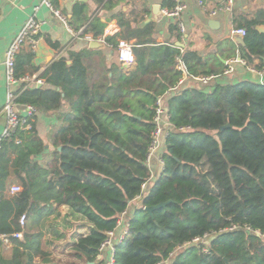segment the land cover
Returning <instances> with one entry per match:
<instances>
[{"label":"trees","instance_id":"16d2710c","mask_svg":"<svg viewBox=\"0 0 264 264\" xmlns=\"http://www.w3.org/2000/svg\"><path fill=\"white\" fill-rule=\"evenodd\" d=\"M93 1L111 6L110 0ZM72 15L86 16L85 4ZM97 23L95 17L84 31L96 38ZM263 23L251 18L237 26L245 29L239 58L246 66L253 58L264 66V33L256 28ZM170 30L179 32L176 25ZM137 36L135 70L110 64L93 73L75 52L70 63L53 60L38 76L42 84L21 83L15 102L36 113L30 130L0 139V236L21 230L23 214L39 219L52 205L66 206L89 224L71 248L74 256L96 264L99 244L126 211L128 233L115 248L114 264H156L184 242L190 245L164 264H264V239L253 232L264 233V83L232 80L220 60L211 67L196 51L146 44ZM106 40L116 49L118 40ZM33 58L20 49L17 79L38 71ZM178 59L188 78L165 97L174 128L164 140L163 169L143 188L151 173L145 159L154 101L181 78ZM192 76L213 77L202 83ZM50 114L59 124L45 142L35 119ZM12 185L20 190L10 193ZM168 200L152 215L143 209ZM10 243L12 254L5 257L0 238V264H34L35 256H45L41 234L24 231L23 240L11 237Z\"/></svg>","mask_w":264,"mask_h":264},{"label":"crops","instance_id":"0c3cea01","mask_svg":"<svg viewBox=\"0 0 264 264\" xmlns=\"http://www.w3.org/2000/svg\"><path fill=\"white\" fill-rule=\"evenodd\" d=\"M110 1L111 6L106 8L103 3L96 4L93 0H53L62 13L69 18L68 24L72 31L41 5L35 13L40 27L35 36L34 48L27 45L22 47L23 52L31 51L34 55L33 61L38 67V71L34 74L39 76L53 60L60 57L67 58V63H70L69 56L75 52L82 53L84 64L93 73L96 69L110 64L119 65L124 72H130L137 66L133 50V60L129 68H126L118 62L116 49L111 47L106 39L111 37L114 40L131 41L134 47L135 44H139L136 43L138 34L146 44L172 45L180 52L196 51L202 56L206 65L211 67H219L217 64L220 60L224 66H232V72L226 73L232 80L264 81V66H261L258 58H253L252 64L248 66L237 60L240 57L241 43L230 34L232 28L244 24L247 19L257 18L259 21H264V0H234V6L230 12L221 11L213 16L208 15L207 8L219 6L222 0H187L188 7L179 19L184 27L183 32L170 30V26H177V21L161 15V9L174 0ZM40 2L41 0H17L13 3L11 0H0V111L6 101L8 90L3 64L5 51L24 21L32 13L33 7ZM81 3L85 4L86 16L75 18L72 15L73 9ZM95 17L99 18V23L95 26V29L99 30L96 38L93 30L84 31L88 22ZM100 23L103 24L102 27ZM146 24L151 27L147 31H142ZM258 25L264 28V23ZM88 35L91 39H99L98 41L102 44L90 47V39L86 38ZM149 39L153 43L147 42ZM257 65L261 66L258 69L262 71L261 73L253 70V68L257 69ZM179 66L183 67V64L177 60L175 68L179 69ZM180 70L182 75L178 81L183 84L187 81L188 75L184 67ZM192 81L195 82L194 79ZM192 81L191 84H193ZM21 83L16 82L10 85L9 90L18 95ZM14 109L18 113H24L26 107L15 103ZM58 124L59 119L56 114L42 115L35 119L37 131L45 142L48 141L49 133ZM49 126L51 128L48 130ZM4 127L5 118L2 115L0 116V134ZM151 166L154 175H157L160 171L159 166L155 162H152ZM37 217L36 213L26 214L21 239L24 238V231L30 234H41L45 256H35L34 264H83V261L74 256L71 248L78 236L88 233L89 224L81 217L71 214L66 206L52 205L51 213L47 217L39 219ZM1 252L5 257H10L11 243L9 246H3ZM60 254L63 255L61 259Z\"/></svg>","mask_w":264,"mask_h":264},{"label":"built area","instance_id":"2783aa9c","mask_svg":"<svg viewBox=\"0 0 264 264\" xmlns=\"http://www.w3.org/2000/svg\"><path fill=\"white\" fill-rule=\"evenodd\" d=\"M11 1L14 3L17 0H11ZM41 5L44 6L54 18L60 20L61 23L67 29L72 31L70 25L68 24L69 18L66 16V14L62 13L60 8H58L54 4L53 0H41V2L38 5H35L33 7L32 13L29 14L27 19L24 21L23 25L21 26L20 30L12 38L9 46L5 51L4 60H3V64L5 68V79L8 90L6 93V101L0 111V116L3 115V117L5 118V127L0 134V139L3 137H8L15 129L30 130L32 122L34 121L33 116L36 113L35 107L31 105H26L25 106L26 109L24 113H18L14 109V104L16 103L15 99L17 95L13 91L9 90V86L16 82H25L26 86H32L35 84L39 85L43 83V80L35 74L31 76H25L19 79H17L14 76V60L17 53L24 45H27L32 49L34 48L35 36L37 35L40 27V22L35 17V13L37 12L38 8ZM233 6H234V0H222L219 6L215 8H207V13L209 16H213L221 11L230 12ZM187 7H188L187 0H174V3L171 7H163L161 9V15L165 18L176 20L179 30L183 32L184 27L179 19L181 14L187 9ZM230 34L234 36L235 35L244 36L245 29L240 27H234L230 30ZM86 38L92 40L89 35L86 36ZM132 48H133V43L131 41H126L123 39L118 40L116 46V57L118 62L125 65L126 68H129V64L133 60ZM237 60L242 61L240 58ZM178 62H180L179 59ZM178 68L183 69V67L181 66H179ZM232 70H233L232 66L228 65L225 72L226 73L228 71L232 72ZM253 70L257 71L258 73L262 72L261 70L255 68H253ZM212 77L213 76H192V79H194L196 82L206 83L207 80L211 79ZM261 83H264V81H261ZM180 84L181 81L177 83L173 88L166 90L161 95H158L154 101V114L152 117V122L154 127L150 133V142L147 148L146 159H145L147 165L150 166L151 173L148 180L142 184L143 188L146 187L147 183L152 179V177L156 176L154 175L151 166L152 162H155L159 166L160 171L163 169V165H164L163 150L165 146L164 140L168 136L172 128H174V126L170 121V116L167 112L165 97L169 93V91L177 89ZM183 129H185V127L178 128V130H183ZM19 190H20L19 186L12 185L10 187V193H15L18 192ZM126 214L127 212L123 211L117 217L116 227L106 232L105 238L98 246V252L96 255V264H114L115 248L126 238L128 233L129 221L128 219H126ZM25 222H26V215L23 214L19 218V224L21 226V230L14 232L11 235L0 236L3 246L10 245L11 237L18 238L20 240L22 239ZM233 227L234 226H232L231 228ZM246 228L250 231L252 230L249 226H246ZM253 232L256 235H259L262 239H264V233L263 234L260 233L258 229L253 230ZM200 240L201 239L199 238H194L192 242L199 243ZM188 245H190V242H184L182 244L177 243L174 249L169 253L168 257L173 256L178 250ZM203 250L207 251V248L204 247ZM167 259L158 262L156 264H164L167 261Z\"/></svg>","mask_w":264,"mask_h":264},{"label":"water","instance_id":"95a60500","mask_svg":"<svg viewBox=\"0 0 264 264\" xmlns=\"http://www.w3.org/2000/svg\"><path fill=\"white\" fill-rule=\"evenodd\" d=\"M257 28V30H259L260 32H263L264 33V28L262 27V26H257L256 27ZM235 39L238 41V42H240V43H242L243 42V37L242 36H240V35H235ZM102 44V42H100V41H98V40H96V39H92V40H90V42H89V46L90 47H96V46H100ZM239 59V58H238ZM228 126V125H227ZM225 126H221V129H223ZM58 149H60V147H58ZM139 199V198H138ZM169 202V200L168 201H165V202H160V203H158V204H156V205H153V206H145L143 209L148 213V214H150V215H152V211L155 209V208H159V207H161V206H164V205H166L167 203ZM225 262H226V264H227V261H226V259H225ZM87 264H92V262H89V263H87Z\"/></svg>","mask_w":264,"mask_h":264},{"label":"rangeland","instance_id":"374dc122","mask_svg":"<svg viewBox=\"0 0 264 264\" xmlns=\"http://www.w3.org/2000/svg\"><path fill=\"white\" fill-rule=\"evenodd\" d=\"M225 73H226V72H225ZM227 73H230V71H228ZM207 81H208V80H207ZM202 83H204V82H202ZM50 128H51V127L49 126V127H48V130H49ZM44 139H45V138H44ZM45 140H46V139H45ZM204 242H205L204 239H201V240L199 241L198 244H201V243H204ZM64 247H65V245H64ZM64 247H63V248H64ZM63 248H62V249H63ZM181 249H182V248H181ZM181 249H180V250H181ZM178 251H179V250H178ZM64 254H65V253H64ZM62 256H63V255L60 254V255H59V258L61 259Z\"/></svg>","mask_w":264,"mask_h":264}]
</instances>
